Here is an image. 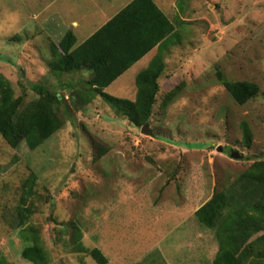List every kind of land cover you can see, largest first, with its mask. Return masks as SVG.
Returning <instances> with one entry per match:
<instances>
[{
	"label": "rangeland",
	"instance_id": "rangeland-1",
	"mask_svg": "<svg viewBox=\"0 0 264 264\" xmlns=\"http://www.w3.org/2000/svg\"><path fill=\"white\" fill-rule=\"evenodd\" d=\"M162 1L173 22L184 21L181 43L166 56L176 76L166 86L184 87L165 107L166 93L158 96L148 123L157 138L103 100L84 108L75 97L63 105L69 117L59 110L63 128L38 149H13L0 135V260L31 264L16 228L25 202L26 226L39 233L48 264H97L79 243L108 264H213L215 230L195 212L264 159V0ZM34 12L32 0H0V75L25 106L51 71ZM218 73L255 83L259 94L238 105Z\"/></svg>",
	"mask_w": 264,
	"mask_h": 264
},
{
	"label": "trees",
	"instance_id": "trees-1",
	"mask_svg": "<svg viewBox=\"0 0 264 264\" xmlns=\"http://www.w3.org/2000/svg\"><path fill=\"white\" fill-rule=\"evenodd\" d=\"M179 17L175 22H170L169 40L160 45L158 55L136 79L138 95L135 98L114 97L100 91L102 100L117 115L126 118L133 128L144 127L152 118L160 95V79L167 67L162 51H170L181 43L180 29L184 21ZM69 38L72 39L71 36ZM60 48L64 51V43ZM218 76L238 105H245L259 94V87L255 83L229 81L221 73ZM183 87L184 83H181L168 91L161 106L165 107ZM31 89L38 98L25 106L22 98H15L11 83L0 75V135L13 149L23 143L32 151L38 149L63 128L59 110L66 117L70 115L68 109L63 107L65 97L56 95L48 85L35 84ZM242 132L243 144L250 148L252 135L246 123L242 124ZM24 203L17 209L20 220L16 225L26 243L21 256L31 264H48L49 257L39 233L26 226L32 210L23 207ZM195 217L203 227L215 230L218 252L213 264H264V159L254 161L225 191L214 192L211 199L195 212ZM81 237L79 234L78 239ZM78 247L97 264H108L101 250H88L81 243ZM0 264L10 263L1 259Z\"/></svg>",
	"mask_w": 264,
	"mask_h": 264
},
{
	"label": "crops",
	"instance_id": "crops-1",
	"mask_svg": "<svg viewBox=\"0 0 264 264\" xmlns=\"http://www.w3.org/2000/svg\"><path fill=\"white\" fill-rule=\"evenodd\" d=\"M32 1L35 40H42L43 47L50 50L47 85L66 100L75 97L84 108L102 101L100 91L135 98L136 79L170 37L171 15L162 0ZM162 52L167 66L169 51ZM175 77L166 67L160 94L168 92L167 82ZM181 208L185 213V207Z\"/></svg>",
	"mask_w": 264,
	"mask_h": 264
},
{
	"label": "water",
	"instance_id": "water-1",
	"mask_svg": "<svg viewBox=\"0 0 264 264\" xmlns=\"http://www.w3.org/2000/svg\"><path fill=\"white\" fill-rule=\"evenodd\" d=\"M142 134L144 136L147 137H151V138H157V136L153 133V131L151 130L149 124H146L143 129H142ZM219 151H222L221 148L219 149ZM230 157L234 160H242L243 157L239 154V152L237 151H231L230 152Z\"/></svg>",
	"mask_w": 264,
	"mask_h": 264
}]
</instances>
